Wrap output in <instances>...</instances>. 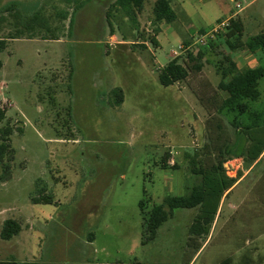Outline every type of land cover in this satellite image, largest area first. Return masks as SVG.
Here are the masks:
<instances>
[{"label":"rangeland","instance_id":"1","mask_svg":"<svg viewBox=\"0 0 264 264\" xmlns=\"http://www.w3.org/2000/svg\"><path fill=\"white\" fill-rule=\"evenodd\" d=\"M114 2L0 0V13L11 4L25 18L38 9L60 27L59 40L26 35L9 40L0 53V107L14 128L16 151L11 178L1 179L0 166V233L8 219L22 227L11 240L0 236V261L222 264L230 258L231 264H264V158L223 195L224 172L205 165L215 162L219 146L230 144L222 153L229 158L243 155L233 146L249 143L218 111L225 96L217 89L218 67L227 52L217 44L194 45L201 28L206 32L236 12L244 41L264 32V0H173L176 21L159 26L156 0L145 2L136 22L113 9L117 17L108 21ZM67 12L63 21L59 16ZM10 27L0 23V36ZM145 42L151 51L139 45ZM185 42L191 47L181 61L190 66L187 51L201 50L203 68L164 87L157 69ZM235 55L248 67L246 59L258 60L247 48ZM260 91L263 98L251 106L263 110L264 80ZM242 159L225 163L229 176L243 175L248 164ZM196 187L207 191L201 206L210 222L199 221L203 234L191 232L200 206L178 208L146 241L147 212L166 196ZM43 192L53 202L33 203Z\"/></svg>","mask_w":264,"mask_h":264},{"label":"trees","instance_id":"2","mask_svg":"<svg viewBox=\"0 0 264 264\" xmlns=\"http://www.w3.org/2000/svg\"><path fill=\"white\" fill-rule=\"evenodd\" d=\"M86 1V0H84ZM147 0H115L112 7L107 12L108 21L110 18L117 17L112 16L114 11L119 12L123 18H129L136 22L138 13H141L144 4ZM173 0H156L153 9L155 22H167L173 23L177 19V14L172 8ZM15 4L7 5L2 8L0 13V23L10 24L9 33L7 36H0V53L7 48V43L11 39L24 38H36V36L42 37V39L59 40L57 31L60 27L57 24H52L48 17L41 15V12L36 9L29 12L31 15L25 18L23 9ZM114 11H113V10ZM116 13V12H115ZM67 14H61L59 17L62 20L68 19ZM11 17L12 20H9ZM70 27L73 25V16L70 19ZM159 29L156 30L158 33ZM201 32H205L201 30ZM245 24L240 17H234L231 21V27L224 34H221L216 39L212 40L209 45L221 46L227 52L224 56V60L227 61L222 67H218V71L221 74V80L217 85V89L222 93H225L221 104L218 107V111L224 112L229 115L230 124L235 129L239 139L246 138L245 142L249 143L248 146H233L237 149H243V155L236 157L224 158L222 157L223 149L231 147L229 143H225L224 146H219L216 149L214 160L210 166H206L208 169L221 170L224 172L223 185H225L226 194L242 177V175L236 179L227 174L225 169V163L235 158H243L245 164L248 167L253 165L264 152V120L261 121L264 116V109L258 110L251 106V103L258 102L263 97V92L260 91V82L264 80V32L251 38L248 41H244ZM151 42L157 45L156 38L151 36ZM126 40V39H125ZM136 45V44H134ZM143 45L144 44H139ZM189 42H185L184 46L188 47ZM141 46V47H143ZM144 48V47H143ZM242 48H247L251 53L256 55L259 65L256 67H244L239 68L234 61V53ZM187 58L190 66L184 64L181 61L182 56L174 57L166 66L159 67L157 69L158 80L164 87H170L176 83L184 82L190 75V71H201L203 68V60L205 59V53L201 50L197 54L187 51ZM223 63V62H222ZM3 62L0 59V68ZM228 65V66H227ZM196 94H199L195 89ZM120 102H123L122 91L120 90ZM200 99V98H199ZM201 102V99H200ZM254 108V109H253ZM234 115V117H232ZM213 119V117H211ZM0 166L2 168L1 179L3 181L11 178L13 162L15 160L16 151L12 146L11 137L14 133L13 126L7 119V110L4 107H0ZM206 147H209L207 145ZM205 147V148H206ZM210 148V147H209ZM213 149V148H212ZM210 148L209 154L212 152ZM221 153H220V152ZM207 153V154H208ZM189 159L191 157L187 155ZM196 155L195 157H197ZM244 156V157H243ZM218 160V161H217ZM167 165L164 164V168ZM195 162H193L194 174H200L201 169L196 168ZM46 192V191H45ZM207 196V191L204 189L193 188L188 194L183 196L169 195L166 196L163 202L159 205L153 206V208L147 212L146 217V241H151L155 238L157 230L164 224L169 218L173 216L174 210L178 208L191 209L200 206L198 213V221L191 228L193 234H203V224L201 220L206 223L210 222L208 218H205L206 212L203 209L202 203ZM33 203H52L53 197L49 194H39L36 197H32ZM142 212H144V203L140 202ZM211 219V218H210ZM22 230L21 225L12 219H8L4 222L0 236L3 240H11L17 236ZM0 264H36L32 261H16L5 260L0 261ZM93 264H128V263H93ZM129 264H142V263H129ZM222 264H231L230 258L225 259Z\"/></svg>","mask_w":264,"mask_h":264},{"label":"built area","instance_id":"3","mask_svg":"<svg viewBox=\"0 0 264 264\" xmlns=\"http://www.w3.org/2000/svg\"><path fill=\"white\" fill-rule=\"evenodd\" d=\"M236 7L239 9H242L239 3L236 5ZM234 17L235 15L231 13L228 17L219 19L217 23L215 24V26L206 30V32H204L202 35L196 38L194 45L206 46L212 40L216 39L221 34H224L231 27V21ZM190 47H191L190 45L188 47L181 45L180 52H177V51L173 52L174 57H178L182 52L188 50Z\"/></svg>","mask_w":264,"mask_h":264},{"label":"crops","instance_id":"4","mask_svg":"<svg viewBox=\"0 0 264 264\" xmlns=\"http://www.w3.org/2000/svg\"><path fill=\"white\" fill-rule=\"evenodd\" d=\"M172 5V4H171ZM173 8V7H172ZM238 12H241V9L238 11ZM237 14V12L234 14V15H236ZM164 21H162V22H159L158 23V26H159V24H161V23H163ZM244 22V21H243ZM201 30H202V28H201ZM124 42H127L128 44H130V45H132L133 46V44H137V43H139V42H131V41H125L124 39H122ZM156 41H157V39H156ZM121 41H118L117 40V37L115 36V43H120ZM158 42V41H157ZM158 44V43H157ZM184 45V44H183ZM144 49H147L148 51H151L150 50V47H149V44L147 43V42H145L144 43ZM133 50H134V48H133ZM234 61L237 63V65L239 66V68H244L246 65H245V63L244 64H242V63H239L238 61H237V55H235V53H234ZM250 59V58H249ZM249 59H246V61H248L247 63L249 64V67H256V66H258L259 65V63H258V60H255V61H252L251 62V60H249ZM247 67V66H246ZM245 141V140H244ZM246 143V142H245ZM260 158L263 160V158H264V152H263V154L260 156ZM259 158V159H260ZM239 159H242V158H239ZM243 160V159H242ZM242 164V163H241ZM253 167V165H251L250 167H248L247 169L245 168L244 169V173H243V175H242V177L241 178H243L246 174H247V172H249L250 170H251V168ZM240 178V179H241ZM239 179V180H240ZM263 206H264V204H263Z\"/></svg>","mask_w":264,"mask_h":264}]
</instances>
